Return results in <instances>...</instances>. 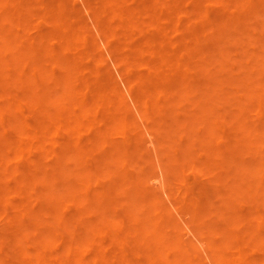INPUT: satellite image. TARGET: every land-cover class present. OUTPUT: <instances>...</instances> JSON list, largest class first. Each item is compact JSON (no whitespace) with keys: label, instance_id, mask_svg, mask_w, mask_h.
Listing matches in <instances>:
<instances>
[{"label":"bare ground","instance_id":"obj_1","mask_svg":"<svg viewBox=\"0 0 264 264\" xmlns=\"http://www.w3.org/2000/svg\"><path fill=\"white\" fill-rule=\"evenodd\" d=\"M82 1L98 35L74 0H0V264H204L199 251L210 264H264V214L238 209L245 186L264 188V163L237 161L236 182L227 194L214 189V201L204 186H184L190 161L176 149L168 160L155 136L168 86L194 90L207 42L230 58L231 30L243 32L251 12L264 17V0ZM252 44L264 73V39ZM128 98L159 152L162 176L149 177L187 226L129 178L140 130ZM220 117L207 133L214 158L228 156ZM131 129L139 139L126 143ZM242 130L241 153L258 159L264 129ZM248 174L254 184L243 183Z\"/></svg>","mask_w":264,"mask_h":264},{"label":"rangeland","instance_id":"obj_2","mask_svg":"<svg viewBox=\"0 0 264 264\" xmlns=\"http://www.w3.org/2000/svg\"><path fill=\"white\" fill-rule=\"evenodd\" d=\"M95 1L97 2V0ZM74 2L81 9L82 16L87 22H91L92 25V17L85 9L84 1L74 0ZM212 6L215 5L210 6L214 9L215 7ZM263 20L264 17L260 13L251 12L247 15V23L243 32L236 28L231 30L235 38H232L234 40L228 39L230 42L228 40L225 42H228L226 49L230 52V55H228L231 56L230 58L224 57L220 60L221 50L214 44V41L207 42L208 50L206 51L211 56L209 55L207 67L196 75L197 86L194 90H191V88H183L177 83H171L166 90L162 104L163 109L159 115L161 126L155 136L165 143V154L168 160H170V156L172 157L175 154L176 149L183 159L190 161L185 174L184 186L187 185L190 191L195 194L198 193L200 187L204 186L202 188L207 193V196L214 201L220 198L219 193L217 196L212 195L214 189L221 190V193H226L228 189L233 187L236 182V174L234 173H236L235 171L240 164L243 165L245 161L249 160H252L256 165L264 163V142L258 143L262 154L258 159L253 158L250 154L241 153V148L244 145V140L241 141L244 138L243 126L247 128L262 127V130L264 129V114L262 117L256 116L258 110L264 111V73L256 70L258 65L255 63L260 57L256 58L254 54L256 48L252 44V42H260L264 39V28L263 24H261ZM203 25L204 23H199L200 27ZM91 29L93 34L98 35L97 29L93 25ZM151 32L156 33L154 30H151ZM97 44L104 66V62L108 63L107 59H109L110 54L108 56V51L102 42L99 43L97 41ZM217 51L218 54L214 55ZM181 55L184 62L189 61L190 56L185 53ZM109 60L113 63L111 57ZM112 63L111 67L114 66ZM107 66L109 67V63ZM195 69L197 68L195 67ZM138 70L142 71V69ZM193 70L188 71V74L193 76ZM130 101L131 99L128 98V105L133 107L132 121L140 130V143L138 149L135 150L133 162L129 164V178L140 181L147 196L152 197L157 193L161 197L159 198L161 203H166L178 213L168 194L159 189L160 186L158 187V183L154 182L156 180H154L155 178L152 175L149 177L152 173H160L157 174V177L158 175L162 176V169L157 166L159 165L157 160L159 152L151 143V134L147 130L148 126L140 117L134 103ZM219 116H221L218 119L220 122L215 129L226 135L220 142L221 147H225L227 151L228 156L224 158H214L206 151V144H208L209 138L207 133L211 131V122ZM240 124L242 125L240 126ZM60 137L62 140L70 138L66 132L60 134ZM136 137V129H131L124 142L134 143V140L138 138ZM259 137L261 136L256 137V139ZM237 161L241 163H237ZM111 165L106 166V170L110 169ZM215 180L218 182H215ZM254 181L255 177L248 174L245 176L243 183L246 185L254 184ZM125 187L129 189L126 184ZM241 193L243 198L238 206L239 210L254 211L259 215L264 214L263 187L247 189L245 186ZM250 198H253V200ZM117 208L121 211V214L124 213V204L122 202L117 205ZM177 213L173 214L176 220L181 215L178 213V217ZM181 217L183 218V216ZM219 220L221 221V219ZM178 221H182L183 225L187 226V223L184 222L186 220L181 219ZM185 230L188 231L186 228ZM194 236L190 231L187 233L185 231L183 235L188 240ZM195 239L197 240L196 237ZM195 239L194 242H196ZM133 245L139 246V243H133ZM198 256L204 264H210L203 251H199Z\"/></svg>","mask_w":264,"mask_h":264}]
</instances>
